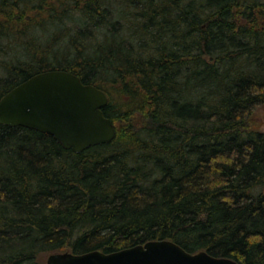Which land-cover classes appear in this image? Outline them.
<instances>
[{
    "label": "trees",
    "instance_id": "trees-1",
    "mask_svg": "<svg viewBox=\"0 0 264 264\" xmlns=\"http://www.w3.org/2000/svg\"><path fill=\"white\" fill-rule=\"evenodd\" d=\"M56 70L115 136L0 124V264L160 240L264 264V0H0V99Z\"/></svg>",
    "mask_w": 264,
    "mask_h": 264
},
{
    "label": "water",
    "instance_id": "water-1",
    "mask_svg": "<svg viewBox=\"0 0 264 264\" xmlns=\"http://www.w3.org/2000/svg\"><path fill=\"white\" fill-rule=\"evenodd\" d=\"M107 96L83 84L72 73L47 71L32 76L0 99V124L21 126L51 135L65 149L81 153L89 147L109 144L113 123L104 116ZM264 125L261 121L256 128ZM46 264H238L206 252L189 253L169 240L113 253H53Z\"/></svg>",
    "mask_w": 264,
    "mask_h": 264
},
{
    "label": "rangeland",
    "instance_id": "rangeland-1",
    "mask_svg": "<svg viewBox=\"0 0 264 264\" xmlns=\"http://www.w3.org/2000/svg\"><path fill=\"white\" fill-rule=\"evenodd\" d=\"M264 119V106L258 107L250 118V128L260 132H264V125L256 128L257 125ZM46 258L43 259V264H46Z\"/></svg>",
    "mask_w": 264,
    "mask_h": 264
}]
</instances>
